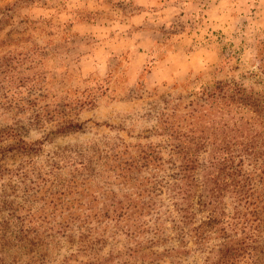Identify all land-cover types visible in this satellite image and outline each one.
I'll return each mask as SVG.
<instances>
[{"label":"rangeland","instance_id":"1","mask_svg":"<svg viewBox=\"0 0 264 264\" xmlns=\"http://www.w3.org/2000/svg\"><path fill=\"white\" fill-rule=\"evenodd\" d=\"M10 3H18L14 18L23 21L19 27L27 29L23 35L29 41L17 50L24 62L13 63V71L1 74L6 81L17 80L8 85V95L19 98L20 108H0V134L14 126L17 137L38 142L37 152L24 154L5 150L16 138L0 139V199L24 206L18 216L27 214L32 204L41 208L40 198L50 195L47 189L53 182L76 175L73 164L80 154L92 158L94 172L103 178L98 174L99 182L87 181L86 189L68 196L67 206H74L75 215L89 203L96 204L95 196L102 202L111 189L125 192L134 183L117 177L120 171L111 170L117 164L109 158L139 157L161 145L160 154L170 159L172 143L181 141L173 138V131L187 134L200 122L202 107L195 109L191 102L201 103L197 97L217 82L264 89V0H0L1 7ZM4 52L0 49V56ZM24 77L25 85L17 84ZM70 121L83 127L68 132L62 126ZM20 167L24 173L17 170ZM154 172L144 168L138 177L149 178ZM43 178L49 180L46 187L30 197L25 189ZM162 197L173 211L166 188ZM7 208L0 205V223L12 220L10 231L17 233L20 223L9 219ZM59 213L53 219H59ZM117 232L105 234L101 254L127 252L129 237ZM74 236L77 240L79 233ZM54 245V260L44 264H61L64 255L76 254L67 240ZM167 248L170 252H164ZM189 248L195 249L192 241ZM3 249L0 259L7 263L26 258L25 248L14 238ZM151 250L158 252L151 259L136 257L124 263L150 264L153 259L151 264H205L203 253H187V239L169 240L144 252ZM76 259L83 258L72 263Z\"/></svg>","mask_w":264,"mask_h":264},{"label":"trees","instance_id":"2","mask_svg":"<svg viewBox=\"0 0 264 264\" xmlns=\"http://www.w3.org/2000/svg\"><path fill=\"white\" fill-rule=\"evenodd\" d=\"M17 9L18 3L0 6V49L6 50L0 56V108L4 109L20 108V100L8 95V85L17 80L6 81L1 74L13 71V63L24 62V56H19L21 52L17 50L20 46L26 47L22 42L29 41V36L23 35L27 29L19 27L23 21H15ZM26 78L19 79L17 84L24 86ZM197 98L201 103L192 101L191 105H195V109L198 104L202 107L200 122L187 134L173 131V138L181 141L172 143L170 159L164 160L160 154L161 145L158 150L143 151L139 157L109 158L117 164L111 170L120 171L117 177H128L129 184L134 183L130 186L132 192L130 187L120 193L111 189L109 194L108 191L104 194V201L99 202L95 196L96 204L89 203L75 215L74 206H67L71 202L68 196L73 191L79 193L80 188L86 189L87 181L99 182L98 174L103 178L102 173L94 172L92 158L80 154V160H76L80 168L73 164L76 175L73 173L70 179L65 178L58 184L53 182L52 188L47 189L51 190L50 195L40 198L43 200L41 208L29 205L27 214L18 216L17 211L22 213L24 206L13 207L7 200L0 199V205L10 209L9 219L16 218L20 223L17 233L10 231L12 220L0 223V250L14 238L17 246L26 251V258L18 264H44L54 260V243L58 241L59 246V241L67 240L76 254L64 255L61 264H125L130 258L151 259L158 252L144 251L159 244L173 239L184 243L187 239V253L194 250L203 253L205 264H264V89L220 81ZM37 114V118L42 116L40 112ZM82 127L83 123L76 121L62 126L68 132L79 131ZM17 129L11 126L0 134V139L7 135L17 139L5 150L16 149L24 154L37 152L38 142L17 137ZM57 164L53 166L60 168ZM105 164L108 166V161ZM144 168L157 172L140 179L138 172ZM17 170L25 172L24 167ZM35 181L25 189L30 197H36L49 180ZM165 188L173 211L163 201ZM45 198H49V202ZM58 212L59 219H53L58 217ZM163 214L168 218L163 219ZM33 221L38 225H26ZM118 229L129 237L127 252L101 254L107 243L105 234L110 232L115 236ZM76 232L79 233L77 240ZM190 241L195 249L189 248ZM170 250L167 248L164 252ZM78 256L83 259L72 263ZM0 261L11 264L3 259ZM153 261L150 260V264Z\"/></svg>","mask_w":264,"mask_h":264}]
</instances>
